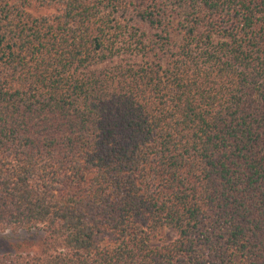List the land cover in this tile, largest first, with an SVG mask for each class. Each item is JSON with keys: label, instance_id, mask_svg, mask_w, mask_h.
<instances>
[{"label": "trees", "instance_id": "trees-1", "mask_svg": "<svg viewBox=\"0 0 264 264\" xmlns=\"http://www.w3.org/2000/svg\"><path fill=\"white\" fill-rule=\"evenodd\" d=\"M35 228L0 264H264V0H0V232Z\"/></svg>", "mask_w": 264, "mask_h": 264}, {"label": "rangeland", "instance_id": "rangeland-1", "mask_svg": "<svg viewBox=\"0 0 264 264\" xmlns=\"http://www.w3.org/2000/svg\"><path fill=\"white\" fill-rule=\"evenodd\" d=\"M176 34L174 33V37L178 38L179 36ZM45 236V231L40 228L20 230L18 232H0V253H40ZM176 236V232L172 228L167 227L159 237L161 239H157L155 243L171 241Z\"/></svg>", "mask_w": 264, "mask_h": 264}]
</instances>
